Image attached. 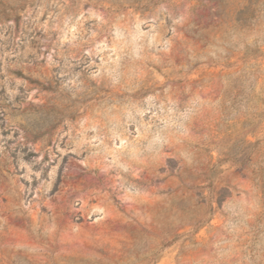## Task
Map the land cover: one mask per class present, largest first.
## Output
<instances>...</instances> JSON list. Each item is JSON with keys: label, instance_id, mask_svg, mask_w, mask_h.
Returning <instances> with one entry per match:
<instances>
[{"label": "rangeland", "instance_id": "rangeland-1", "mask_svg": "<svg viewBox=\"0 0 264 264\" xmlns=\"http://www.w3.org/2000/svg\"><path fill=\"white\" fill-rule=\"evenodd\" d=\"M0 264H264V0H0Z\"/></svg>", "mask_w": 264, "mask_h": 264}]
</instances>
